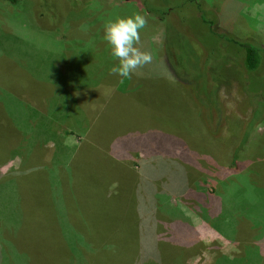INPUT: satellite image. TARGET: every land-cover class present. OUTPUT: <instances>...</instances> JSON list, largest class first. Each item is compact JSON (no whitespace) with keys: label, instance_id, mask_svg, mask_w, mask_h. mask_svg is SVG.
Masks as SVG:
<instances>
[{"label":"rangeland","instance_id":"obj_1","mask_svg":"<svg viewBox=\"0 0 264 264\" xmlns=\"http://www.w3.org/2000/svg\"><path fill=\"white\" fill-rule=\"evenodd\" d=\"M137 12L121 78L104 26ZM228 39L264 48V0H0V264L251 259L248 223L264 255V55Z\"/></svg>","mask_w":264,"mask_h":264},{"label":"clouds","instance_id":"obj_2","mask_svg":"<svg viewBox=\"0 0 264 264\" xmlns=\"http://www.w3.org/2000/svg\"><path fill=\"white\" fill-rule=\"evenodd\" d=\"M147 25V17L139 12L105 24L104 39L111 46L112 56L118 60L111 68L113 75L131 79L138 69L152 62V54L138 47L140 32Z\"/></svg>","mask_w":264,"mask_h":264},{"label":"trees","instance_id":"obj_3","mask_svg":"<svg viewBox=\"0 0 264 264\" xmlns=\"http://www.w3.org/2000/svg\"><path fill=\"white\" fill-rule=\"evenodd\" d=\"M4 1H7L9 3H16L18 0H4ZM163 15L162 17L160 18L161 20L163 19ZM228 41L230 42H233L236 44V47H237V57L239 59V61H237L242 67L243 69H247V70H255L259 64H261L263 62L262 60V57L264 55V48L260 45H253L251 44L249 41H245V40H237V39H228ZM197 88V87H196ZM208 88V87H206ZM3 90L6 91V93L8 92V94L14 96L15 98H17L18 100H20V97L17 95V94H13L11 93V89H7L6 88H1ZM210 89V88H209ZM197 93L200 92V88L199 89H196ZM206 93L208 92V90L205 91ZM203 98H207V96H204L202 95ZM70 97H72V94L70 95ZM22 100V99H21ZM20 100V101H21ZM29 110H31L33 112V110L31 109V107L29 106V104H25L23 101H21ZM34 113V112H33ZM31 115V114H30ZM30 115L29 114H26V117H25V125L28 126V129L29 131H31L32 133H38V131L34 130V126L31 125V120H30ZM15 126V125H14ZM16 127V126H15ZM17 128V127H16ZM244 130V129H243ZM25 134V133H24ZM36 135V134H34ZM243 141V140H242ZM244 145H238V147L236 149H233V153H232V161L230 163V165L233 166V169H242L243 167V163H245V161L243 163L242 160H240V162L238 163V159H241V157H246L248 159V155L244 154V156H242L243 152H244ZM248 153V152H247ZM251 156V155H250ZM244 160V158H243ZM241 163V164H240ZM251 178V177H249ZM256 183V182H254ZM264 183V181H263ZM257 185L260 186L261 183H256ZM179 217H182L181 214L178 215ZM243 219V218H241ZM241 224H239L236 228L233 229V232L235 233L234 237H238L239 236V226ZM251 225L250 223H248V225L246 227L247 228V232L250 233V237H249V240H250V245L251 246V251L254 252L253 256H251L252 258L250 259H242L241 256H243L245 253H246V250H245V244L242 240H240L238 242V244L236 245V249L237 250H241L240 253H237L234 252L233 253V257H230L228 255H224V254H221L217 251V256H215V263L214 264H264V255L262 254V248L259 249V245L258 242V237L260 236V234H262V230L259 231V228H256L254 230V232L252 233V230H249L250 226ZM245 227V226H244ZM258 236H257V235ZM258 241V242H257ZM261 241V240H260ZM4 247V246H3ZM248 260H251V261H248ZM131 264V263H129Z\"/></svg>","mask_w":264,"mask_h":264}]
</instances>
